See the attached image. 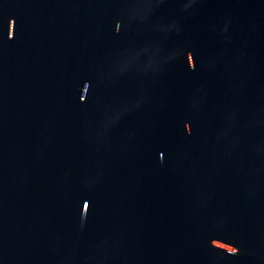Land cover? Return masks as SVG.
<instances>
[{
  "label": "water",
  "instance_id": "water-1",
  "mask_svg": "<svg viewBox=\"0 0 264 264\" xmlns=\"http://www.w3.org/2000/svg\"><path fill=\"white\" fill-rule=\"evenodd\" d=\"M0 264H264V0H0Z\"/></svg>",
  "mask_w": 264,
  "mask_h": 264
},
{
  "label": "snow or ice",
  "instance_id": "snow-or-ice-1",
  "mask_svg": "<svg viewBox=\"0 0 264 264\" xmlns=\"http://www.w3.org/2000/svg\"><path fill=\"white\" fill-rule=\"evenodd\" d=\"M115 27L117 28V24L115 25ZM120 27H121V25H120V23H119V28H120ZM119 28H118V30H119ZM186 55H187V62H188L189 57L191 58V65H189V63H188L189 67H190V68H194V67H195V63H194L193 54H192L191 52H188ZM87 90H88V89H87ZM84 99H85V97L83 98V100H84ZM80 100H81V97H80ZM186 124L190 125V124L187 123V122H186ZM189 131H190V128H189ZM161 155H163V153H161ZM238 251H239L238 248H235V250H234L233 252H231V253L236 254Z\"/></svg>",
  "mask_w": 264,
  "mask_h": 264
}]
</instances>
